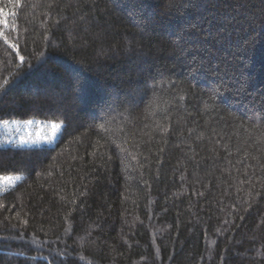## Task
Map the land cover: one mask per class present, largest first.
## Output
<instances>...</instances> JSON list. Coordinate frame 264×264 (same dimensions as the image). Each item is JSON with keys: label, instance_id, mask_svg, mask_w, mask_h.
<instances>
[{"label": "trees", "instance_id": "trees-1", "mask_svg": "<svg viewBox=\"0 0 264 264\" xmlns=\"http://www.w3.org/2000/svg\"><path fill=\"white\" fill-rule=\"evenodd\" d=\"M23 57V60H21ZM0 264H264V0H0Z\"/></svg>", "mask_w": 264, "mask_h": 264}, {"label": "rangeland", "instance_id": "rangeland-1", "mask_svg": "<svg viewBox=\"0 0 264 264\" xmlns=\"http://www.w3.org/2000/svg\"><path fill=\"white\" fill-rule=\"evenodd\" d=\"M56 123H43L36 121L14 122L0 125V143L5 145H42L51 143L56 137L59 128ZM18 178L0 177V190L14 185Z\"/></svg>", "mask_w": 264, "mask_h": 264}, {"label": "snow or ice", "instance_id": "snow-or-ice-1", "mask_svg": "<svg viewBox=\"0 0 264 264\" xmlns=\"http://www.w3.org/2000/svg\"><path fill=\"white\" fill-rule=\"evenodd\" d=\"M21 60H23V57H21ZM54 128H61L60 125H53Z\"/></svg>", "mask_w": 264, "mask_h": 264}]
</instances>
